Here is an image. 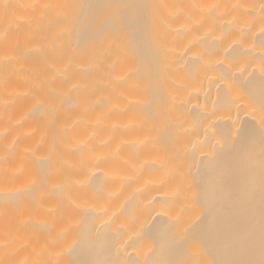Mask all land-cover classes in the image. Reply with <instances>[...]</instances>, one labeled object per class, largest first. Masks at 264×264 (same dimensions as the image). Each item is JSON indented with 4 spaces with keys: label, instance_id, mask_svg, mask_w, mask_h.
<instances>
[{
    "label": "bare ground",
    "instance_id": "bare-ground-1",
    "mask_svg": "<svg viewBox=\"0 0 264 264\" xmlns=\"http://www.w3.org/2000/svg\"><path fill=\"white\" fill-rule=\"evenodd\" d=\"M0 264H264V0H0Z\"/></svg>",
    "mask_w": 264,
    "mask_h": 264
}]
</instances>
